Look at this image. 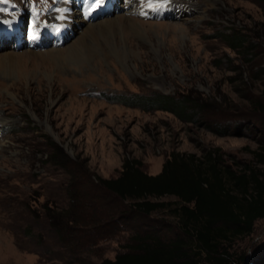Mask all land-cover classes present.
Listing matches in <instances>:
<instances>
[{"label":"rangeland","instance_id":"obj_1","mask_svg":"<svg viewBox=\"0 0 264 264\" xmlns=\"http://www.w3.org/2000/svg\"><path fill=\"white\" fill-rule=\"evenodd\" d=\"M132 3L84 37L86 27L61 34V15L47 14L43 0L0 3L2 20L28 16L42 33L39 49L0 48L9 62L0 64V264H100L128 251L136 233L172 239L171 217L135 216L96 183L118 176L125 158L155 175L172 152L217 148L232 168L264 172L254 154H264V110L254 103L264 104V0H169L158 19L139 17ZM7 27L0 22V35ZM160 95L203 102L204 118L135 104ZM47 138L66 167L50 158ZM229 252L245 254L244 264L262 260L264 217Z\"/></svg>","mask_w":264,"mask_h":264},{"label":"trees","instance_id":"obj_2","mask_svg":"<svg viewBox=\"0 0 264 264\" xmlns=\"http://www.w3.org/2000/svg\"><path fill=\"white\" fill-rule=\"evenodd\" d=\"M231 40L245 42L238 36ZM112 99L131 104L123 97ZM254 103L264 110L262 102ZM135 104L159 107L187 121L205 115L203 102L189 97L177 100L149 96L137 98ZM227 130L228 127H216L220 134ZM46 143L51 148L52 161L66 167L61 148L48 138ZM254 154L264 162V154ZM96 181L112 195L130 202L129 209L135 216L165 214L177 228L172 239L162 237L160 230V234L136 233L131 239L137 243L124 245L128 251L117 252L113 260L105 259L100 264H244L245 254L229 252L230 246L235 239L251 234L256 220L264 217V172L247 166L232 168L217 148L201 155L172 152L155 175L145 173L138 160L125 158L118 176L96 177ZM70 192L73 201L79 198L78 190ZM165 196L174 200H161ZM76 222L82 223L81 218ZM255 264H264V256Z\"/></svg>","mask_w":264,"mask_h":264},{"label":"bare ground","instance_id":"obj_3","mask_svg":"<svg viewBox=\"0 0 264 264\" xmlns=\"http://www.w3.org/2000/svg\"><path fill=\"white\" fill-rule=\"evenodd\" d=\"M207 1V0H206ZM210 1V0H209ZM212 2V1H211ZM212 5V4H211ZM211 7V6H210ZM205 9V8H204ZM209 9V8H208ZM202 10V9H201ZM206 10V9H205ZM202 12V11H201ZM105 17V16H104ZM110 20V19H109ZM75 21H77L78 23L79 22H81V20H79V19H75ZM113 21V20H112ZM116 22V21H115ZM109 23H111V22H109ZM102 23H99V22H97V23H95L93 20L92 21H90V20H88V21H86L83 25H82V27H83V30L85 29V27H86V29H85V33H83V37L84 36H89V34H92V33H95V31H97L96 30V27L97 28H100V30H101V28H102ZM110 26V25H109ZM105 28V27H104ZM106 29V28H105ZM130 42H131V40H130ZM6 46H10V47H12V44L11 43H3V44H1L0 45V48L1 49H4ZM119 48V47H118ZM134 47H133V44L132 43H129L128 44V47H127V49H126V52L127 53H129L131 56H133L132 55V53H134V51H132V50H129V49H133ZM12 49V48H11ZM45 49H47V48H45ZM45 49H43V50H45ZM53 49V48H52ZM115 52V51H114ZM10 55H13V54H9L8 56H10ZM4 57V56H3ZM119 57V59H125V52L123 51V50H121V53H120V55L118 56ZM5 58H9V57H5ZM10 59V58H9ZM6 60V59H5ZM9 61V60H8ZM15 61V60H14ZM0 64H9V62L8 63H4V62H2V59H0ZM11 64V63H10ZM3 66H5V65H3Z\"/></svg>","mask_w":264,"mask_h":264},{"label":"snow or ice","instance_id":"obj_4","mask_svg":"<svg viewBox=\"0 0 264 264\" xmlns=\"http://www.w3.org/2000/svg\"><path fill=\"white\" fill-rule=\"evenodd\" d=\"M97 2H99V0H97ZM155 2H162V0H155ZM0 3L8 4L10 3V0H0ZM148 3H149V6H151L153 3V0H148ZM0 11H5V9L0 8Z\"/></svg>","mask_w":264,"mask_h":264}]
</instances>
